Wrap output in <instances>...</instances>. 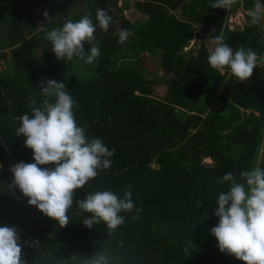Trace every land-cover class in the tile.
I'll list each match as a JSON object with an SVG mask.
<instances>
[{
    "label": "trees",
    "instance_id": "obj_1",
    "mask_svg": "<svg viewBox=\"0 0 264 264\" xmlns=\"http://www.w3.org/2000/svg\"><path fill=\"white\" fill-rule=\"evenodd\" d=\"M76 1L0 0V53L9 48L11 60L5 65L14 63L12 72L0 71V227L15 226L19 230L26 264H83L84 259L100 252L109 257L110 264H232L234 259L235 264H244L219 250L210 229L219 220L214 214L218 195L229 188L218 181L228 172L236 174V168L241 173L255 166L264 132V72L254 68L243 83L230 74L225 93L218 94L223 105L201 118L199 114L205 108L196 95V91L204 93L199 80L224 75L208 74L210 66L203 44L196 51L185 52L184 47L205 25L213 28V37L223 35L233 50L243 46L264 57L261 23L250 26V18L244 13L242 29L229 30L226 26L235 6L241 5L248 12L264 0H240L228 11L212 8L215 0H133L136 10L147 15L144 21L135 23L120 14L117 0H85L88 2L80 8L76 4L69 10ZM41 2L50 15L37 24L33 9ZM179 4L183 18L170 12ZM122 6L126 8L128 0H122ZM97 9L112 17L107 32L96 21ZM200 11L202 23L197 25ZM88 14L96 25L95 43L101 58L97 67L93 64L97 75L82 79L69 73V63L56 58L40 27L49 23L62 27L66 21H77ZM121 29L132 33L123 44L114 35ZM84 47L87 51L90 45ZM151 47L155 53L148 55ZM36 50L43 53L41 66L34 63ZM158 56L160 63L154 59ZM183 56L189 59L178 63ZM142 59L154 61L169 74L163 97L152 93V80L136 72ZM130 60L134 65L126 66ZM41 78L63 82L78 104L74 107L77 125L85 128L89 139L100 138L109 150L115 149L111 167L98 170L95 178L74 191V203L67 212L69 223L63 228L30 206L19 189L8 188L12 178L6 157L35 162L32 150L24 145L25 138L16 136V128L20 115L31 114L29 102L35 99L39 106L44 99L39 88ZM235 106L249 113L242 116ZM201 136L208 145L198 144ZM234 143L240 147L232 155ZM204 155L212 158L211 167L201 163ZM260 167L264 168V152ZM129 186L134 210L120 213L125 222L113 234L109 235L103 222L92 228L83 224L91 214H77V201L105 190L123 198ZM136 209L142 211L137 213ZM137 215V219L132 218ZM32 240L39 241L35 248L24 244Z\"/></svg>",
    "mask_w": 264,
    "mask_h": 264
},
{
    "label": "clouds",
    "instance_id": "obj_2",
    "mask_svg": "<svg viewBox=\"0 0 264 264\" xmlns=\"http://www.w3.org/2000/svg\"><path fill=\"white\" fill-rule=\"evenodd\" d=\"M237 0H215L212 8L232 9ZM48 12L43 16L48 19ZM249 25L264 21V4L257 2L248 10ZM96 21L107 32L112 17L103 9H97ZM50 22V19H49ZM44 39L51 43V51L58 60L72 61L78 58L83 64L98 66L101 52L95 43L94 25L90 14L77 21L68 20L62 27L47 30ZM118 43H125L132 33L121 29ZM90 45L86 51L84 45ZM213 48L209 49L208 65L223 73L226 69L240 83L247 81L254 68L264 63L252 49L243 46L233 50L224 41L223 35L212 39ZM39 88L44 99L29 102L31 114H22L17 119L16 136L25 138L24 145L33 152L34 163L18 162L12 168V182L9 189H19L28 198V204L35 206L41 213L54 219L63 228L68 225L67 212L73 205L74 191L83 188L88 181L98 175V170L111 167L115 149L109 150L100 138L89 139L85 128L78 126L74 107L78 104L66 90L63 82L41 78ZM17 162V161H16ZM52 165V167H41ZM3 166L0 165V168ZM244 183L237 182V174L228 172L218 181L227 183L229 188L222 191L216 200L215 216L219 218L216 226L210 229L222 253L234 256L244 264H264V168L255 167L240 173ZM79 212L90 213L82 220L92 228L94 224L105 223L109 235L123 225L125 217L121 212H132V190L129 186L123 198L112 191H96L76 202ZM142 209H136L139 213ZM137 219V216H133ZM20 232L15 226L0 227V264H26L22 259ZM35 248L38 240L24 241ZM188 252V248L184 249ZM83 264H110L109 257L103 252L84 259Z\"/></svg>",
    "mask_w": 264,
    "mask_h": 264
},
{
    "label": "crops",
    "instance_id": "obj_3",
    "mask_svg": "<svg viewBox=\"0 0 264 264\" xmlns=\"http://www.w3.org/2000/svg\"><path fill=\"white\" fill-rule=\"evenodd\" d=\"M10 1V0H9ZM13 1H18V0H13ZM50 1H52V0H49V2ZM54 1V0H53ZM79 1H81L80 2V4H79ZM88 1H90V2H92V0H88ZM88 1H85V0H78V1H76L75 3H74V6L76 5V4H78L77 5V8H80L81 6H82V4H85V2H88ZM133 0H128V6L125 8V7H123L122 6V0H117V5L119 6V7H121V11H120V14L121 15H123L125 18H127V19H129L130 20V22L131 23H135V22H142V21H144L146 18H147V15L146 14H144V13H142V12H140V11H138V10H136V8L134 7V5H133V3H132V6L131 7H133V9H134V13H133V17L134 18H129L128 16H127V11L128 10H130L131 9V7H130V5L131 4H129L130 2H132ZM237 1H240V0H237ZM185 2H187V0H185ZM44 3H40L39 5H38V7H36L35 9H33L34 11H33V14L35 15V16H37V21H36V23L37 24H39L41 21H42V19H43V13L46 11V9L44 8ZM73 5L72 6H70L69 7V10H71V9H74V8H76V6L74 7ZM110 10H112L113 11V8L109 5V7H108ZM25 11V9H23L21 12H24ZM129 12H133L132 10H130ZM170 12L172 13V14H174L177 18H183V16H182V13H181V4H179L178 6H176L174 9H172V10H170ZM124 13V14H123ZM234 13V14H233ZM243 14V16H244V13H248V12H244L243 11V9H242V6L241 5H238V6H235L234 7V9H233V11L228 15V16H230L231 14H233V15H237V14ZM28 14H30V13H27V10H26V16H28ZM50 15V14H49ZM228 18V17H227ZM230 22V21H229ZM243 22H244V17H243V21L241 22V23H237V24H235V27L233 26V27H231L230 25H228V21L226 20V26H227V28L229 29V30H233V29H242V27H243ZM196 23H197V25H200L201 23H202V12L200 11L199 12V14L197 15V18H196ZM207 27H210V26H205V25H203L202 27H200L198 30H197V33L199 34V36H195L193 39H191L190 40V43H189V45L188 46H186V47H184V51L185 52H188L190 49H192V50H198V47H199V45L200 44H203V46H204V48L207 50V54H208V52H209V49H210V47H212L213 48V44L211 43V40L215 37H213V28H212V33H211V35L209 36V40L208 41H206V39H205V36H203V34H204V31L207 29ZM47 30H51L52 28H56V27H54L53 25H51L50 23L45 27ZM260 30H261V32L263 33V36H264V21H261V27H260ZM203 33V34H202ZM194 44H195V48L193 47L194 46ZM196 45H197V47H196ZM51 48V47H50ZM3 51H4V53H6V55H7V58L4 60V61H0V67L3 65V67H4V70H5V68H6V66L7 65H5V62L6 61H10L11 60V56H10V51H9V48H5V49H3ZM37 52H36V55L38 56V58H40L41 59V61H43V53L41 54V51H39V50H36ZM257 57H258V59L260 58V56L259 55H257ZM11 63V65H12V68H13V66H14V63L11 61L10 62ZM34 63H35V61H34ZM257 67H260L262 70H263V72H264V63H260V64H258V66ZM214 72H218V71H216V70H211V67H210V70H209V73L208 74H212V73H214ZM220 75H224V78H201L200 80H199V89L200 90H202V91H204V93H200V92H197L196 91V95L198 96V99H199V103H200V105L202 106V107H204L205 109H204V112H202L201 114H199V116L201 117V118H204L205 117V115L208 113V111L210 110V109H212V110H214V111H216V110H218L222 105H223V101L221 100V99H219V97H218V94L220 93V92H223V93H225V84H226V82H227V80H228V78H229V75H230V72L226 69L223 73H221V72H218ZM226 73V74H225ZM264 77V76H263ZM169 78V77H168ZM209 81H211L212 82V84H213V82H217V81H223V85L220 87V89H214L213 87H216V83H215V85H213L211 88H209V89H207V88H205L204 87V83L205 82H209ZM213 88V89H212ZM166 89H167V87H166ZM165 92H166V90L164 91V94L162 95V96H159V95H155L154 94V92L152 91V93L155 95V96H157V97H163L164 95H165ZM236 108H237V110L239 111V113L243 116V114H244V112L245 113H249V110L248 109H243L242 107H239V106H235ZM181 110L182 111H185L186 113H188V114H193V115H195L196 114V112H194V111H187V110H185V109H183V108H181ZM254 114L255 115H258V113L257 112H254ZM182 121H185L184 119L182 120ZM186 122V121H185ZM193 122H194V119H193ZM238 127V126H237ZM190 131H192V132H194L195 130L194 129H191ZM226 131H224V133H225ZM198 144H207L208 145V143L206 142V138L204 137V136H201L200 137V140H199V143ZM239 147H240V144L239 143H234L233 145H232V147H231V150H230V154H232V155H235L236 153H237V151L239 150ZM263 152H264V132H263V134H262V136H261V144H260V147H259V149H258V153H257V156H256V161H255V166H254V168L255 167H260V164H261V159H262V154H263ZM200 154H199V151H198V155L197 156H199ZM12 159V163L13 162H15V160H14V158H11ZM201 163L204 165V166H206V167H211L212 165H213V160H212V158L210 157V156H202V158H201ZM257 163H258V165H257ZM11 163H9V165H10ZM236 170H238V173L240 174V172H239V169L238 168H236ZM235 170V171H236ZM236 174H237V172H236ZM237 182H240V183H244L241 179H240V181H237ZM233 263H235V259L233 260V262H232V264Z\"/></svg>",
    "mask_w": 264,
    "mask_h": 264
},
{
    "label": "rangeland",
    "instance_id": "obj_4",
    "mask_svg": "<svg viewBox=\"0 0 264 264\" xmlns=\"http://www.w3.org/2000/svg\"><path fill=\"white\" fill-rule=\"evenodd\" d=\"M132 2H130L129 4L130 7L132 6ZM130 10H132L133 12H129ZM128 10L127 12V16L131 19V18H134L133 17V13H134V9L133 7H131V9ZM124 14V13H123ZM234 14V13H233ZM231 14L230 16H228L227 18V21H228V25H230L231 27H235V24L237 23H241L243 21V14H237V15H233ZM230 21V22H229ZM212 33V28L211 27H207V29L204 31V34L203 36H205V39L206 41L209 40V36L211 35ZM211 43H212V40H211ZM195 48V44L193 46ZM197 47V45H196ZM214 47V46H213ZM212 48V47H210ZM196 51V50H194ZM155 53V49L153 47H151L148 51V55H153ZM144 57H146L144 55ZM154 59H156L157 63H160V60L161 58L158 56V57H154ZM189 57H181L178 61V63H181L183 61H186L188 60ZM34 61H35V64L38 65V66H41L42 62L40 58H38V56L36 55L34 57ZM61 61H65L67 62L66 60H61ZM154 61H150V60H147V59H142L141 61V66L138 67L136 69V72L143 75L146 79H150L153 81V85H152V91L154 92L155 95H159V96H162L164 94V91L166 90V87H167V80H168V77H169V74L164 72L161 68L156 67L153 63ZM70 64V74L71 75H76L77 77L79 78H89L91 76H95L97 75V71H96V68L94 67V65H86V64H83L78 58H74L72 61L70 62H67ZM134 65V61L130 60L126 63V66H133ZM12 68V65L11 63L8 64L6 66V72L9 71V72H12L11 70ZM4 70V67L3 65L0 67V71H3ZM211 70H214L211 68ZM216 83V87H213L214 89H220V87L223 85V81H217V82H212L209 81V82H205L204 83V87L209 89L211 88L213 85H215ZM212 88V89H213ZM6 162L8 163H11L12 164V159L10 156L6 157ZM258 165V163H257ZM152 166H155V164H152ZM235 264V263H233Z\"/></svg>",
    "mask_w": 264,
    "mask_h": 264
},
{
    "label": "water",
    "instance_id": "obj_5",
    "mask_svg": "<svg viewBox=\"0 0 264 264\" xmlns=\"http://www.w3.org/2000/svg\"><path fill=\"white\" fill-rule=\"evenodd\" d=\"M7 58L6 53H0V61H4ZM237 172V181H240V174L238 173V170H236Z\"/></svg>",
    "mask_w": 264,
    "mask_h": 264
},
{
    "label": "built area",
    "instance_id": "obj_6",
    "mask_svg": "<svg viewBox=\"0 0 264 264\" xmlns=\"http://www.w3.org/2000/svg\"><path fill=\"white\" fill-rule=\"evenodd\" d=\"M18 163V161L16 162H13L12 164H10L8 167H7V171L10 173V177L13 178V174L11 172V168L16 164Z\"/></svg>",
    "mask_w": 264,
    "mask_h": 264
}]
</instances>
